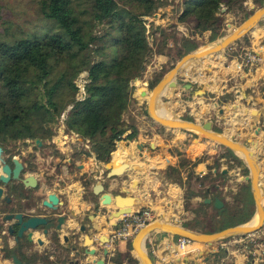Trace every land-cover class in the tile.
I'll list each match as a JSON object with an SVG mask.
<instances>
[{
    "label": "crops",
    "instance_id": "crops-1",
    "mask_svg": "<svg viewBox=\"0 0 264 264\" xmlns=\"http://www.w3.org/2000/svg\"><path fill=\"white\" fill-rule=\"evenodd\" d=\"M242 3L243 10L247 9V16L242 15L243 19H240L241 23L237 27L230 29L229 24H226L228 31L222 37L232 33L255 10L264 6L256 4L255 0ZM226 16H229L228 13ZM208 33L211 34V31L207 30L196 38H206ZM207 42L206 45H209L212 41ZM247 49L256 53L264 51V19L234 44L211 56L216 57L220 52L229 51L227 54L223 53V56L219 54L221 63L218 64L222 65L221 68L212 67L216 62L210 61V56L196 60L191 67H186L184 80L188 82H183L182 85V81H178L176 86H166L157 99L154 110L159 116L195 121L199 125L211 121L213 132L228 139L233 137L238 144L246 146V150L254 155L256 183L260 186L264 206V182L260 183V178L264 177V66L238 70V55ZM172 59L173 56L169 57L165 53L153 54L150 67H146L148 71L139 79L133 80L131 99L122 115L125 121L124 133L114 141V147L105 161H99L92 152L85 154V151H90L89 140L73 131L66 134L62 126L58 129L59 136L55 139L52 137V142L58 144L60 154L57 157L50 155L44 166L38 162L36 166H28L23 158L13 155L23 162L25 175L33 174L36 177L37 185L31 188L12 182L5 187L12 200L9 203L0 202V264H13L10 256L12 252L22 261L34 264H69L74 259H79L82 263L103 256L102 253L81 256L72 250V246L81 251L99 245L102 247V241L106 239L113 222V219L108 218L116 209L113 201L109 204L102 203V193H109L112 197L117 194L132 196L135 201L144 202L145 206L153 209L157 216L152 221L164 219L184 225L185 222H194L197 217L196 208L204 198L219 197L224 201L223 207L231 205L234 202L232 193L244 182H249L254 202L253 214L247 221H254L252 218L256 216V199L251 182L242 179V166H236L233 160L220 157L229 149L199 133L168 128L150 114L151 92L147 86L154 74L167 68V63L174 67ZM168 68L163 76L172 69ZM192 68L196 70V75L190 73ZM180 83L185 87L183 91L179 88ZM199 89H203L200 90L202 92L197 91ZM198 92L201 94L197 95ZM171 94L176 95L172 98ZM188 94L190 96L186 98ZM251 110H258L259 113L251 115ZM132 133L134 137L128 138ZM42 145L43 142L39 147ZM4 155L8 156L5 151ZM235 155L244 162L250 173L249 166L241 155ZM40 158L39 154L37 159ZM182 159L194 163L191 166L194 174L191 184L180 185L170 176V169L177 167ZM214 160L218 161L219 171L228 170V178L219 180L203 196L201 179ZM186 168L181 169L183 181L190 170ZM109 169L119 171L120 174L110 177ZM213 172H217V169ZM133 181H136L135 185ZM97 185H101L102 190L97 192ZM51 192L59 198V207L53 214H66L60 231L52 230L45 235L35 229L32 241H27L25 237L15 241L14 236L6 231L8 221L3 219V215L12 210L43 215L50 210L42 205V199ZM186 193L191 196L189 199L184 197ZM204 202L208 203L204 209L212 211L213 202ZM243 204L244 202L241 203L242 207ZM64 235L68 239H64ZM135 235L129 239L109 237L104 244L109 249L105 258L107 264H144L132 245ZM178 236L180 235H172L161 227L147 235L146 251L152 264H264V237L255 244L257 247L248 244L246 250L236 244L223 245V240L227 238L215 245L194 241L184 254H180L176 244ZM37 239H41L42 243ZM5 249H8V254H5Z\"/></svg>",
    "mask_w": 264,
    "mask_h": 264
},
{
    "label": "trees",
    "instance_id": "trees-1",
    "mask_svg": "<svg viewBox=\"0 0 264 264\" xmlns=\"http://www.w3.org/2000/svg\"><path fill=\"white\" fill-rule=\"evenodd\" d=\"M255 2L264 4V0ZM183 5L180 20L194 19L190 35L210 30L208 40L213 41L224 34L218 17L221 5L229 11L240 7L241 0H183ZM158 6V0H40L39 12L53 20L58 31L33 34L12 42L0 41V146L3 150L7 138L51 140L54 134L51 124L64 114L66 130L89 140L90 151L85 154L92 152L99 161H105L114 141L124 133L122 115L131 99L132 82L142 76L150 52L145 17L152 15ZM80 14H87L92 25H102V33L85 31ZM197 47L194 40L187 38L181 48L177 47L176 57ZM61 63L64 67L56 75L55 67ZM81 70L87 71L88 82L83 98L76 99L74 79ZM161 76L150 81L149 87ZM35 91L38 97L32 96ZM132 137L133 133L128 136ZM220 157L233 160L234 165L242 166L241 173L248 175L244 162L231 150H225ZM193 164L182 159L177 167L170 169V176L180 185L191 184ZM184 167L190 168L185 181L181 175ZM226 178L228 175L218 170V161L214 160L201 179L203 196L207 195L208 188ZM250 187L249 182L238 187L232 193L231 205L226 204L223 209L213 206L209 225L198 218L199 213L205 212L204 206H208L201 200L194 222L184 225L213 232L247 221L253 214ZM184 197L191 196L186 193ZM8 253L5 249V254Z\"/></svg>",
    "mask_w": 264,
    "mask_h": 264
},
{
    "label": "water",
    "instance_id": "water-1",
    "mask_svg": "<svg viewBox=\"0 0 264 264\" xmlns=\"http://www.w3.org/2000/svg\"><path fill=\"white\" fill-rule=\"evenodd\" d=\"M264 19V6L255 10L249 17H247L243 23L236 28L232 33L225 37H221L217 40H214L210 43V45L203 49L198 50L199 48L192 50L190 52L185 53L180 60L176 62L174 67L169 70L162 79L154 86L151 91V95L149 98L150 103V114L152 117L161 123L162 125L168 128H176V129H185L188 131H192L195 133H199L201 135L206 136L210 140L216 142L217 144L225 146L227 149L231 150L233 153L237 155H241V158L247 163L250 169V173L247 176H244L242 179L244 181H250L253 187V196L256 199V208L255 213L258 214V222L255 225H251L249 221L240 222L238 224L225 227L220 230H216L213 232H202L199 230H195L184 226L179 223H171L164 219L155 220L148 223L145 227L141 228L135 235L133 240V247L137 253V255L142 259L144 264H152V259L148 255L146 251V243L145 239L147 235L157 227H161L164 231L172 234V235H181L187 238H190L194 241H202V242H220L223 239H226L230 236L245 233L259 226L264 221V206H263V198L260 194V186L256 183V171L254 169V155L251 151L246 150V146L238 144L235 138H226L222 134L215 133L212 131V122L208 121L202 125H199L195 121H186L182 119L175 118H167L163 116H159L155 110L154 105L162 94L166 86H176L178 81H183L185 79L184 71L186 67H189L192 64H195L196 60L202 59L206 56H213L214 53L219 52L232 44H234L238 39L247 34L260 20ZM220 40V41H219ZM209 65L208 63L206 64ZM192 75H196L195 69L189 70ZM190 87V84H187ZM202 92V91H199ZM247 111V109H246ZM259 113L258 110H251V115H257ZM256 127L255 124H253ZM38 146L41 145V140H35ZM216 171V170H215ZM223 174H227V169H222L220 171ZM25 166L23 162L16 156H12L10 159L8 156L4 155L3 148L0 146V202H11L12 198L6 192L5 187L12 182L21 183L24 187H36L37 179L33 174L25 175ZM120 174L119 171H114L113 169H109L108 176H114ZM264 182V177L260 178V183ZM136 184V181H133V185ZM97 192L102 190L101 185H97ZM123 191H126L124 189ZM128 192V191H127ZM102 203L109 204L112 201L116 205V209L112 211L111 214H119L129 212L132 208V203H134V208H142L145 206L144 202L135 201L132 196H126L122 194H117L115 196H111L109 193H102ZM204 201L210 202L212 201L214 206L223 209L224 201L219 197L214 198H204ZM42 205L48 208L50 211L46 212L43 215L40 214H25L20 210H12L6 212L3 215V219L8 221L6 231L14 236L15 241H19L23 237L26 238L27 241H32V234L35 229L42 231L45 235L50 234L52 230L60 231L62 224L65 221L66 214L62 215H54L53 211L58 209L59 207V198L58 196L51 192L46 198L42 199ZM115 223H112V225ZM112 228L109 229L108 235L106 239L102 241L100 247L95 246L92 248H85L82 251L80 249H76V246H72V250L76 255L88 256L96 255L102 253L103 256L96 257L91 261L80 262L79 259L72 260L69 264H107L106 255L109 253L108 247L104 244L109 240V237L112 233ZM64 239H68L66 235L63 236ZM39 243H42L41 239H37ZM208 253V250H205ZM12 258L13 264H34L33 262H25L22 261L15 252L10 254Z\"/></svg>",
    "mask_w": 264,
    "mask_h": 264
},
{
    "label": "rangeland",
    "instance_id": "rangeland-1",
    "mask_svg": "<svg viewBox=\"0 0 264 264\" xmlns=\"http://www.w3.org/2000/svg\"><path fill=\"white\" fill-rule=\"evenodd\" d=\"M39 1L40 0H0V41L12 42L18 38L28 37L33 34H44V33H52L58 31L55 22L53 20L45 18L39 12ZM242 1H246V0H241V6L240 7L237 6L233 8L231 11H227L226 7L221 5V12L218 13L219 21H221L220 24L222 26L220 29L221 32L225 33L228 31L227 30L228 26H226V24H229L230 29L233 27H237L241 23L240 19H243L242 15L248 13L247 9L243 10ZM158 3L159 6L158 8L155 9L153 14L145 17V19L147 20L146 29L147 32H149L148 42L150 46V52L146 63V67L147 66L150 67V64L152 63V56L155 53L156 54L165 53L169 57L173 56L172 62L173 64L174 63L176 64V62L180 60L181 57L183 56L182 55L180 58L176 57L177 47L179 48L182 47L183 40L190 38L191 40H194L198 44V47L201 46L204 47L206 44H208L207 40L209 39L210 36V33L206 35L207 40H205L206 38L204 37L201 40L196 38L198 35L201 36L207 30L198 32L196 36L190 35L191 28H193L194 26V19L192 17H187L185 19L180 20L184 6L183 0H158ZM222 8L224 9L222 10ZM236 9L237 10L239 9L240 11L238 10V13H235ZM227 13L229 16H226ZM229 17H231L232 19ZM237 17L240 18L238 19ZM80 20L82 23L81 25L85 31L93 30L94 32H96V34L102 33L101 32L102 25H95V26L92 25V23L89 21L90 18L87 14H80ZM150 23L152 24L151 26ZM160 30H163V32ZM221 37L222 36L218 38ZM227 52L229 53V51L220 52V53L223 56V53L227 54ZM219 54L216 57L209 58L211 59L210 61L216 62L212 64V67L215 68L222 67L221 64H218L221 63L220 61L221 58L219 59L220 57ZM63 67H64V63H61L59 66L57 65L55 67V74L58 75L59 72L62 71ZM146 67L143 74L146 72V70L148 71ZM166 67L167 68L169 67L171 69L173 66L171 67L167 63ZM167 68H162L160 72L154 74L151 81L156 80L159 75H162L160 78L161 80L163 77V73L167 71ZM82 72L83 73L85 72L87 74L86 70H81L74 79V84L76 87V91H75L76 99L80 98L79 88L77 87V84L80 83V79H81L80 75L82 74ZM183 82L184 83L188 82V80L182 81V85ZM182 85L180 83L179 88L180 90L183 91L185 87ZM154 86L150 88L148 85L147 88L151 92ZM200 90L203 89H199L197 91ZM198 94L201 93L198 92L197 95ZM175 95L171 94V97L174 98ZM32 96L38 97L39 95L35 91V93ZM189 96L190 94H188V96L186 95V98ZM62 100H65V96H63ZM63 121L64 118H62L60 115V117H58V119L56 118L55 122L51 124L52 125L51 129L54 132L52 137L54 139L59 136L58 129L60 128V126L64 128L66 134L69 132L66 130ZM35 140H31V139L12 140L7 138L6 143H4L6 144L4 147L5 148L4 151L6 155H8V158H10L11 155L20 156L21 158L24 159V161H26L28 166L29 165L36 166L37 162L39 165L44 166L45 160H47L50 155L57 157L60 154V150L57 149L58 144L52 142V139L47 141L45 140L43 142L42 147H39L38 144H36ZM58 142H60V140H58ZM61 144L62 143H60L59 146H61ZM39 154L42 157L40 158L41 160L37 159V156ZM212 211L210 209H206L204 213L201 212V214L198 216L200 220H203L204 225H207L210 222L208 217L210 216L211 213H213Z\"/></svg>",
    "mask_w": 264,
    "mask_h": 264
},
{
    "label": "built area",
    "instance_id": "built-area-1",
    "mask_svg": "<svg viewBox=\"0 0 264 264\" xmlns=\"http://www.w3.org/2000/svg\"><path fill=\"white\" fill-rule=\"evenodd\" d=\"M260 46L262 47L263 44ZM236 65L238 70H241L244 67L264 66V51L256 53L252 50H244L243 53L238 55ZM80 76V83L77 84L80 95V98L78 99H82L85 95V85L88 82V76L85 72H82ZM61 117L64 118V114H62ZM156 216L157 215L153 209L148 206L135 208L129 212H125L116 219L114 222L115 224L110 226V228L113 229L110 239H129L130 237L134 236L141 228L150 223ZM263 237L264 221L259 226L250 231L228 237L229 239L227 238L225 241L223 240L222 244H236L246 250L248 244L257 247L255 244H258L260 239ZM193 242L194 240L190 238L181 235L178 236L176 243L178 247V253L184 254L187 251L188 246Z\"/></svg>",
    "mask_w": 264,
    "mask_h": 264
},
{
    "label": "bare ground",
    "instance_id": "bare-ground-1",
    "mask_svg": "<svg viewBox=\"0 0 264 264\" xmlns=\"http://www.w3.org/2000/svg\"><path fill=\"white\" fill-rule=\"evenodd\" d=\"M219 41H220V40H219ZM209 45H210V44H209ZM209 45H206V46H204V47H202V48H199L198 50H203V49L207 48ZM192 65H193V64H192ZM192 65H191V66H192ZM191 66H190V67H191ZM167 110H168V109H167ZM164 111H166V109H165ZM164 113H165V112H164ZM134 205H135L134 203H132V205H131L133 209H135V208H134ZM132 208H131V209H132ZM130 211H131V210H130ZM122 214H123V213H119V214H116V213H115V214H111V215L109 216L108 220H112V219H113V222H112V223H114V222L116 221V219L119 218ZM252 219H254L255 222H254L253 220H250L249 223H250L251 225H255V224L258 222V214H256L255 217L253 216ZM256 221H257V222H256ZM216 243H217V242H210V245H211V244H214V245H215Z\"/></svg>",
    "mask_w": 264,
    "mask_h": 264
}]
</instances>
